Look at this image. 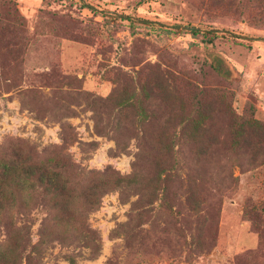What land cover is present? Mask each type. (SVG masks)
<instances>
[{"label":"rangeland","instance_id":"rangeland-1","mask_svg":"<svg viewBox=\"0 0 264 264\" xmlns=\"http://www.w3.org/2000/svg\"><path fill=\"white\" fill-rule=\"evenodd\" d=\"M12 158L0 264H264V0H0Z\"/></svg>","mask_w":264,"mask_h":264},{"label":"trees","instance_id":"trees-1","mask_svg":"<svg viewBox=\"0 0 264 264\" xmlns=\"http://www.w3.org/2000/svg\"><path fill=\"white\" fill-rule=\"evenodd\" d=\"M194 120L195 131V129L198 128L197 117ZM157 144L158 145L156 151L159 157L161 156V159H159L155 164L156 172H154V174L158 176V173L160 175V172L163 170L164 162L162 156L164 157L168 152H170L171 148L170 145L166 144V142L158 141ZM157 167L159 168L157 169ZM0 188H4L3 190H0V210L5 204H10L14 201L16 202L20 197V192L22 190L25 191L26 194L30 195V193H32L34 189L42 188L52 193V196L50 198H52L56 204L57 221L69 218L68 211L61 206L59 201H57V198L65 189L64 184H60V182H58L57 173L49 170L39 161L26 162L20 161L17 158L0 161ZM70 191L71 189H69L68 187V192ZM94 193L95 191L92 192V195ZM82 197L85 198L86 201L84 202L86 204H94L95 197L93 196L91 197V199H89L88 192L85 196L82 192ZM72 208L70 209V211H72ZM61 215L65 216L61 217ZM19 238L20 237L18 236V231L16 230V232L12 236V241H14L13 243L17 246L18 244H20L19 241L21 239ZM2 256L3 254L0 253V257ZM15 259L16 256H13V258L11 259V262L13 264L15 262Z\"/></svg>","mask_w":264,"mask_h":264},{"label":"water","instance_id":"water-1","mask_svg":"<svg viewBox=\"0 0 264 264\" xmlns=\"http://www.w3.org/2000/svg\"><path fill=\"white\" fill-rule=\"evenodd\" d=\"M183 28H187V29H193V30H195V29H198V27H196V26H192V25H183L182 26Z\"/></svg>","mask_w":264,"mask_h":264}]
</instances>
